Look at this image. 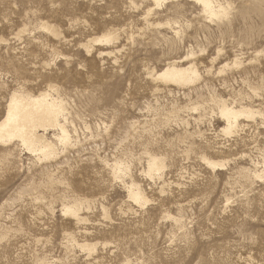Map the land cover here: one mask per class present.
<instances>
[{
  "label": "rangeland",
  "instance_id": "1",
  "mask_svg": "<svg viewBox=\"0 0 264 264\" xmlns=\"http://www.w3.org/2000/svg\"><path fill=\"white\" fill-rule=\"evenodd\" d=\"M15 101L0 264H264V0H0Z\"/></svg>",
  "mask_w": 264,
  "mask_h": 264
},
{
  "label": "bare ground",
  "instance_id": "2",
  "mask_svg": "<svg viewBox=\"0 0 264 264\" xmlns=\"http://www.w3.org/2000/svg\"><path fill=\"white\" fill-rule=\"evenodd\" d=\"M168 71V69L165 70L164 74H166ZM36 115L37 114L34 109H25L23 108L22 103H20L19 101H15L11 106V112L8 113L6 120L0 123V135L2 134V132H10L13 128L17 129V120L19 117H23V119L26 121L28 120L33 122L36 119Z\"/></svg>",
  "mask_w": 264,
  "mask_h": 264
}]
</instances>
